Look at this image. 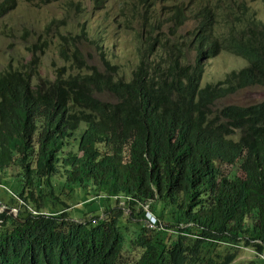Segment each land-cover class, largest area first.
Instances as JSON below:
<instances>
[{"label": "trees", "instance_id": "obj_1", "mask_svg": "<svg viewBox=\"0 0 264 264\" xmlns=\"http://www.w3.org/2000/svg\"><path fill=\"white\" fill-rule=\"evenodd\" d=\"M185 1L153 20L174 32L199 22L185 40L194 64L183 63L178 43H163L162 53L152 43L126 79L106 59L103 70L88 64L81 36L61 35L63 58L87 71L66 77L63 68L49 87L35 83L43 41L23 69L0 73V200L18 209H0V264H233L240 245L264 264V100L215 108L264 86V19L242 0L191 9ZM16 4L0 0V18ZM224 49L247 65L202 86L204 60ZM103 198L111 204L98 212L92 203ZM81 202L90 207L75 220ZM188 226L197 234L186 239Z\"/></svg>", "mask_w": 264, "mask_h": 264}, {"label": "rangeland", "instance_id": "obj_2", "mask_svg": "<svg viewBox=\"0 0 264 264\" xmlns=\"http://www.w3.org/2000/svg\"><path fill=\"white\" fill-rule=\"evenodd\" d=\"M196 1L186 0L185 3L191 9L196 8ZM204 1L207 2V0ZM211 1L219 2L225 7L226 3H234L237 0ZM242 1L248 5L250 14L255 18L264 19V0ZM172 3L174 0H104L103 4L96 6L94 0H17L15 8L0 18V73L9 65L23 69V66L31 60L30 48L33 44L43 41L47 42V46L44 47V53L37 67L39 75L35 77V83H42L49 87L54 83L59 70L63 68L65 70L62 72H65L66 77L87 71L86 67L78 68L73 58L71 60L63 58L61 46L64 41L61 35L81 36L75 43L81 47L88 64L96 65L103 70L105 69L104 59H106L112 65H116L119 74L126 79L131 78L133 70L140 62L141 54L147 53L152 43H155V50L159 53H162L163 43H178L184 47L183 63L194 64L197 52L189 42L185 43V40L189 38V32L196 28L199 22L195 18L188 20L175 32L171 30L168 23L159 25L154 22L159 16L165 21L174 10ZM72 51L73 49L70 48L67 53L71 56ZM204 65L202 86L223 80L227 73L246 66L247 60L224 49L215 56L206 58ZM263 100L264 86L254 85L220 98L215 108L229 104L248 105ZM223 170L233 173V168L230 166H224ZM83 195V192L80 197L75 194L72 198L73 203H76ZM4 201V199L0 200L1 210L2 207H6L3 205ZM110 204L111 202L106 198L96 199L92 203L95 205L93 209L98 212ZM88 205L87 202L74 205L71 216L75 217V220L80 219V212L88 209L90 207ZM13 212L17 215L18 209L13 208ZM128 213L129 211L126 210L123 218L125 224L128 222ZM169 222L176 224V217L173 216V220ZM164 224L166 226L168 223L164 222ZM162 227L164 226L161 225L160 228ZM128 229L131 234L136 235L139 227L130 223ZM189 230L190 232H184L186 239L193 235L192 233L197 234L190 228ZM218 248L222 253L228 251L225 244H221ZM232 252L237 254L233 264H250L252 260L262 264L260 258L263 255L255 252L252 247L240 245L233 248Z\"/></svg>", "mask_w": 264, "mask_h": 264}, {"label": "built area", "instance_id": "obj_3", "mask_svg": "<svg viewBox=\"0 0 264 264\" xmlns=\"http://www.w3.org/2000/svg\"><path fill=\"white\" fill-rule=\"evenodd\" d=\"M145 209L147 210V220L150 227L156 228L159 225L157 216L150 212L147 206H145Z\"/></svg>", "mask_w": 264, "mask_h": 264}, {"label": "water", "instance_id": "obj_4", "mask_svg": "<svg viewBox=\"0 0 264 264\" xmlns=\"http://www.w3.org/2000/svg\"><path fill=\"white\" fill-rule=\"evenodd\" d=\"M2 210L9 212L12 216H16V214L13 212V208L2 207Z\"/></svg>", "mask_w": 264, "mask_h": 264}, {"label": "clouds", "instance_id": "obj_5", "mask_svg": "<svg viewBox=\"0 0 264 264\" xmlns=\"http://www.w3.org/2000/svg\"><path fill=\"white\" fill-rule=\"evenodd\" d=\"M151 212V211H150Z\"/></svg>", "mask_w": 264, "mask_h": 264}]
</instances>
